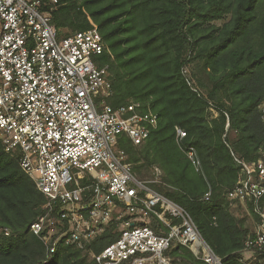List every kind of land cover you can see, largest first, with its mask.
Segmentation results:
<instances>
[{"label":"trees","instance_id":"obj_1","mask_svg":"<svg viewBox=\"0 0 264 264\" xmlns=\"http://www.w3.org/2000/svg\"><path fill=\"white\" fill-rule=\"evenodd\" d=\"M44 11L60 37L97 27L112 88L105 103L139 102L158 117L143 145L120 141L133 172L158 167L161 182L152 187L191 216L222 264H239L252 232L226 192L238 172L232 154L247 157L264 143V0H59ZM175 127L197 152L200 172L178 149ZM44 202L17 152L0 142V264H97L88 252H99L109 235L85 250L61 245L48 254L29 233ZM166 255L174 264H204L176 243Z\"/></svg>","mask_w":264,"mask_h":264},{"label":"built area","instance_id":"obj_2","mask_svg":"<svg viewBox=\"0 0 264 264\" xmlns=\"http://www.w3.org/2000/svg\"><path fill=\"white\" fill-rule=\"evenodd\" d=\"M58 3L0 0V142L6 153L17 152L45 200L29 233L48 254L61 245L85 250L109 235L99 252H88L97 264H174L166 255L172 243L204 264H222L191 216L153 189L161 171L154 168L153 180L133 172L120 141L143 145L158 117L139 102L118 109L105 103L112 88L100 64L101 34L90 22L89 30L60 37L44 11ZM258 111L264 123V99ZM174 138L200 172L197 152L182 144L185 131L175 127ZM232 157L238 172L226 200L255 224L238 261L264 264V143L247 157Z\"/></svg>","mask_w":264,"mask_h":264},{"label":"rangeland","instance_id":"obj_3","mask_svg":"<svg viewBox=\"0 0 264 264\" xmlns=\"http://www.w3.org/2000/svg\"><path fill=\"white\" fill-rule=\"evenodd\" d=\"M172 148H173V151H174V147H172ZM154 168H158V167H151L148 170L142 169L141 170V174L135 173V175L141 180H153L155 178L154 175H153ZM132 169H133V165H132ZM161 173H162V171H161ZM159 180H160V178H159ZM160 182L157 183V184H160ZM230 208H231L232 211H234L237 214L238 217H240V218H242L244 220L245 225L249 227L251 232H253L254 229H255L254 218H251L250 216H248L247 213L244 211V209H242L239 206H234V207H230ZM243 255L246 257L249 254L248 253H244Z\"/></svg>","mask_w":264,"mask_h":264}]
</instances>
